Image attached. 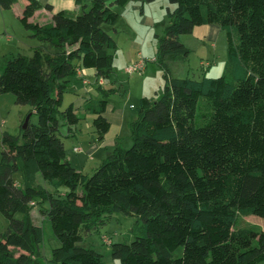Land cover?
<instances>
[{
	"label": "trees",
	"instance_id": "obj_1",
	"mask_svg": "<svg viewBox=\"0 0 264 264\" xmlns=\"http://www.w3.org/2000/svg\"><path fill=\"white\" fill-rule=\"evenodd\" d=\"M18 1L0 0V7L9 10ZM91 1L77 16L61 10L40 24L31 18L43 5L28 0L20 21L40 45L0 74V94L13 93L38 115L36 124L29 120L23 128V121L22 136L4 131L0 140V212L9 222L0 264H43L46 231L31 216L37 199L49 203L42 211L60 242L48 264H105L103 254L83 242L117 212L143 219L130 243L110 240L120 264H261L264 228L242 226V220L254 214L264 221V0H169L175 7L158 36L155 60L164 69L163 93L140 99L132 146L117 145L88 175L67 159L59 134L61 119L72 127L82 118L73 103L62 110L70 78L82 68L108 78L114 67L109 50L118 48L110 33L120 19L117 9L154 0ZM208 24L226 32L227 73L171 76L164 58L190 53L180 35ZM66 45L72 47L67 52ZM108 105L106 97L85 98L99 142L112 126ZM45 182L66 191L52 193Z\"/></svg>",
	"mask_w": 264,
	"mask_h": 264
},
{
	"label": "rangeland",
	"instance_id": "obj_2",
	"mask_svg": "<svg viewBox=\"0 0 264 264\" xmlns=\"http://www.w3.org/2000/svg\"><path fill=\"white\" fill-rule=\"evenodd\" d=\"M153 2L156 14L160 18L159 27L157 31L147 33L148 38L143 44L142 40L145 39L146 31L139 27H136L135 31L133 27H130L133 23L130 9L132 7L117 9L121 16L116 25V30L110 28V33L116 38L118 48L117 50H109L110 53L114 54V67L113 72L104 79V82L103 78L93 74L94 70L88 71L92 74L85 75L82 69H78L77 76L70 78L62 110L73 103L82 118L79 124L72 127L61 119L59 134L65 144L67 159L77 170L85 174L92 175L103 159L113 153L116 145L124 149L132 146L131 132L139 115L137 107L140 104V99L147 95L153 100H158L163 93L165 84L159 85L164 78L162 77L164 76V69L159 60L157 62L152 61V58L157 56L158 36L163 35L166 30L165 27L170 24L169 6L173 9L175 5L169 0H154ZM15 8L17 9V7ZM200 26H196L195 31L190 34L180 35V41L190 50L188 56H167L164 58V63L168 65V68H172L173 74L176 72L177 77L203 79L205 76L218 77L227 73L228 43L225 30L220 27V34L217 37L214 36L213 40H207L201 36L198 37L197 33L202 28ZM31 34L32 32L23 26L14 11L0 7V74L3 73L7 63L18 55L33 54V47L38 45L39 41L33 38ZM132 35L140 41L139 47H132ZM48 48L50 51H55L49 45ZM71 48L66 45L65 52ZM128 52H131L134 60H127ZM141 58L148 59L144 71L129 74L126 71L127 66ZM207 63L210 64V67H206L205 64ZM155 87L161 92L156 93ZM103 90L109 91V94L104 96ZM86 97L96 102L106 97L109 101L110 106L107 114L113 123L102 142L98 141V133L93 124L95 115L85 111L80 106L81 99ZM112 107H115V110L112 111ZM31 110L30 105L17 103L13 93L0 94V140L4 131L22 136V123L30 114L31 123H38V115ZM121 112L123 117L120 116ZM75 148H81V150L76 151ZM22 177V172L16 173L15 178L18 184L21 183ZM38 182L43 183L40 174L38 175ZM45 183L47 189L52 193L63 195L66 191L64 187L57 189L50 183ZM48 207V202L37 199L36 203L32 204L31 209L34 223L42 225L46 231L45 240L40 244L43 264H48L47 258L51 256L52 250L60 245L59 240L54 235L50 221L42 211ZM16 217L21 218L22 214L19 213ZM102 220H104L102 224L97 225L96 229L85 235L83 244L103 254L105 264H120L119 260L112 255L110 241H105L103 236L106 235L111 242L130 243L141 233L143 219L136 214L117 212L103 217ZM242 221V226L252 224L258 229L264 228L263 219L254 214L243 217ZM8 225V219L0 212V240Z\"/></svg>",
	"mask_w": 264,
	"mask_h": 264
},
{
	"label": "crops",
	"instance_id": "obj_3",
	"mask_svg": "<svg viewBox=\"0 0 264 264\" xmlns=\"http://www.w3.org/2000/svg\"><path fill=\"white\" fill-rule=\"evenodd\" d=\"M38 1L43 5V7L41 9H39L38 11H36L34 16L31 18V21L38 22L40 24L51 23L53 20V15L55 14V12L61 11V10H65L73 16H77L78 14H80L82 12L83 4H87L88 6H90L91 2H92L91 0H80V1H78V0H38ZM27 3H28V0H19L17 3H15L13 5L12 9H9V10L14 11L16 13V16H18L20 19L21 15L23 13L24 7ZM47 4H51L53 6V9L52 10L46 9L45 6ZM15 7H17V9ZM129 7H132L130 9L132 11V21H133V23L130 27H133L135 31L137 29L136 27H139L140 29H143L144 31H146L145 39L142 40V44H143L144 42H146V40L148 38L147 33H151L152 31H155V30L157 31V28L159 27L160 18L156 14L154 2L141 3L139 1H133V2L129 3L127 6L123 7V9H125V8L127 9ZM169 9H172V7L169 6ZM169 9H168V11H169ZM200 27H202V28H200L201 30L197 33L198 37L201 36L207 40H213L214 36L217 37L221 31L220 26L217 24L201 25ZM195 29H194V31H195ZM137 39L138 38L136 36L132 35V39H131L132 47H139L140 41H138ZM38 45H40V42ZM38 45H34V47L38 46ZM30 46L33 47V45H30ZM170 57H174V56H170ZM127 60H130V61L134 60L133 57L131 56V52L130 53L128 52ZM173 61H175V60H173ZM169 69H170V73L173 77L178 76V75H176V72L173 74V70L171 67ZM82 70L84 71V74L86 75L88 73L92 74L91 72H88V71H91L94 69L82 68ZM93 74L96 75V77H99L95 70H94ZM162 77H164V76H162ZM102 80L104 82V79H102ZM165 82L166 81H165V77H164L159 86H162V84H165ZM155 89H156L155 90L156 93L161 92L159 89H157V87H155ZM144 96L148 97L147 95H144ZM84 103H85V98L81 99V101H80V104H81L80 106L83 107L82 109H84ZM109 106H110V104L108 105L107 111L105 113V116L107 117L108 120H109V117H108L107 113L109 111ZM111 110L112 111L115 110V107L114 108L112 107ZM120 116L123 117L122 112L120 113ZM110 122L113 123L112 120ZM116 147H117V145H116Z\"/></svg>",
	"mask_w": 264,
	"mask_h": 264
},
{
	"label": "built area",
	"instance_id": "obj_4",
	"mask_svg": "<svg viewBox=\"0 0 264 264\" xmlns=\"http://www.w3.org/2000/svg\"><path fill=\"white\" fill-rule=\"evenodd\" d=\"M156 60V57H153L152 58V61H155ZM147 63H148V60L147 59H143L141 58L140 60L138 61H135L134 63H131L130 65L127 66L126 68V71L129 73V74H134L136 72H143L144 69L146 68L147 66ZM204 64V63H203ZM206 67L209 65V63L205 64ZM86 83V82H85ZM133 107V106H132ZM76 151H80L81 148H75ZM34 204V203H32ZM105 241H110V238H108L106 235L103 236Z\"/></svg>",
	"mask_w": 264,
	"mask_h": 264
},
{
	"label": "water",
	"instance_id": "obj_5",
	"mask_svg": "<svg viewBox=\"0 0 264 264\" xmlns=\"http://www.w3.org/2000/svg\"><path fill=\"white\" fill-rule=\"evenodd\" d=\"M30 116H31V114L26 118V121H25V123L23 125V128H26L27 127V125L29 123V120H30Z\"/></svg>",
	"mask_w": 264,
	"mask_h": 264
}]
</instances>
